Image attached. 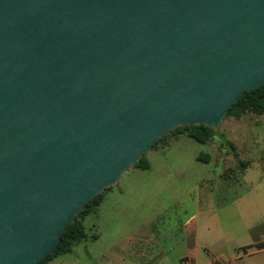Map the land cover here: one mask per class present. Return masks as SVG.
Returning a JSON list of instances; mask_svg holds the SVG:
<instances>
[{
	"label": "water",
	"instance_id": "water-1",
	"mask_svg": "<svg viewBox=\"0 0 264 264\" xmlns=\"http://www.w3.org/2000/svg\"><path fill=\"white\" fill-rule=\"evenodd\" d=\"M264 85V0H0V264H38L178 126Z\"/></svg>",
	"mask_w": 264,
	"mask_h": 264
},
{
	"label": "rangeland",
	"instance_id": "rangeland-1",
	"mask_svg": "<svg viewBox=\"0 0 264 264\" xmlns=\"http://www.w3.org/2000/svg\"><path fill=\"white\" fill-rule=\"evenodd\" d=\"M218 130L234 143L237 156L218 134L208 142L200 143L180 132L169 133L165 140L146 153L147 160L154 166H181L183 173L177 182L183 186V202L169 211L174 196L171 188L161 184L159 188L152 186L146 189L145 207L151 211L158 204L167 208L164 220L167 232H146L149 242L156 244L153 243V252L144 250L143 253L127 254L135 264H182V239L187 221L197 215L198 209L217 211L218 217L215 222L212 221L216 232H249V227L264 226V112L247 111L241 117L226 116ZM200 154L207 157L200 158ZM238 158L248 162L245 171L239 168ZM148 168L131 167L112 188L124 185L130 176ZM208 220L204 214L198 216V231L201 234L205 232ZM155 224L160 226L158 222ZM206 239L201 237L204 245L210 247L209 239ZM138 244L135 245L136 251L140 247ZM230 247L231 251L235 250L233 239ZM70 261L69 254H61L46 264H70Z\"/></svg>",
	"mask_w": 264,
	"mask_h": 264
},
{
	"label": "crops",
	"instance_id": "crops-1",
	"mask_svg": "<svg viewBox=\"0 0 264 264\" xmlns=\"http://www.w3.org/2000/svg\"><path fill=\"white\" fill-rule=\"evenodd\" d=\"M150 165L144 172L130 176L124 185L109 189L97 210L86 216L84 225L89 236L78 242L73 252L67 253L71 256L70 264H135L127 254L143 253L144 250L153 252L156 243L149 242L146 232H167L164 227L167 208L158 204L151 211L145 207L146 189L152 186L156 189L161 184L171 188L174 196L168 208L170 211L183 202V186L177 182L181 180L183 170L176 165ZM227 203L229 201L224 204ZM216 212L198 209L197 215L187 221L182 239V264H264V226L249 227V232H216L212 223L218 217ZM200 214L209 219L202 234L198 231ZM201 237L209 239L210 247L204 245ZM232 239L236 242L234 251L230 247ZM137 243L140 247L136 251Z\"/></svg>",
	"mask_w": 264,
	"mask_h": 264
},
{
	"label": "trees",
	"instance_id": "trees-1",
	"mask_svg": "<svg viewBox=\"0 0 264 264\" xmlns=\"http://www.w3.org/2000/svg\"><path fill=\"white\" fill-rule=\"evenodd\" d=\"M247 111H252L255 113L264 112V85L246 91L241 96V98L229 108L226 116L233 115L235 117H241ZM178 132L184 133L200 143H206L214 135L218 134L222 139V141L230 148L233 155L237 156L234 143L231 140H229L227 137H225V135L222 134L219 130H214L213 128L205 125H189V126H178L174 128L170 133L173 134ZM168 135L169 134L161 137L154 144V146L158 142L165 140L168 137ZM145 155L141 158V160H139L134 165L135 167L148 168L150 166V163ZM201 156L207 157L205 154H200L199 157L202 158ZM237 161L239 168L242 171H245L248 162L240 158H238ZM112 187L113 186H110L106 190H109ZM106 190H104L97 196L93 197L84 205L83 209L76 215L75 220L68 225L67 229L62 234L61 241L58 247L56 248V250L53 253L43 257L38 264H46L49 260L53 259L58 255L73 252V248L78 242L88 238L89 235L84 225V219L88 214L97 210V207L102 201L103 193ZM91 237L94 238V236Z\"/></svg>",
	"mask_w": 264,
	"mask_h": 264
}]
</instances>
